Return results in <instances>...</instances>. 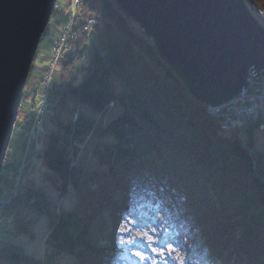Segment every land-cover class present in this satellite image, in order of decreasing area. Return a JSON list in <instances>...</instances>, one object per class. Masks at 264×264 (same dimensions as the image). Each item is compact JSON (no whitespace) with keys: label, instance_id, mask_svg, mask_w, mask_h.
I'll list each match as a JSON object with an SVG mask.
<instances>
[{"label":"trees","instance_id":"obj_1","mask_svg":"<svg viewBox=\"0 0 264 264\" xmlns=\"http://www.w3.org/2000/svg\"><path fill=\"white\" fill-rule=\"evenodd\" d=\"M87 11L101 12L103 19L91 30L79 82L74 58L60 61L47 116L54 127L47 130L39 155L45 181L61 194L73 187L78 203L56 211L44 185H24L7 206L13 226L0 244V259L22 264L30 257L14 241L24 232L33 237L35 223L16 207L15 200L24 198L48 216L46 242L52 254L69 253L78 264H134L138 249L147 264H264V160L244 145L254 148L257 124L247 131V140L238 130L220 134L207 104L192 95L146 32L121 14L117 0H84L82 17ZM51 20L45 34L55 41L66 19ZM45 67L34 59L29 79H40ZM118 80L127 87L122 92L116 89ZM78 101L87 107L77 108ZM113 101L119 110L105 123L88 115L91 109L106 114ZM26 123L17 119L15 130L26 135ZM87 136L85 155L93 156L94 168L74 162ZM10 152L7 157L16 164ZM11 163L5 161L4 167ZM2 179L11 185L4 171ZM107 218L117 228L110 230ZM144 230L147 234L139 237ZM169 245L175 251L167 252V259L152 251Z\"/></svg>","mask_w":264,"mask_h":264},{"label":"water","instance_id":"obj_2","mask_svg":"<svg viewBox=\"0 0 264 264\" xmlns=\"http://www.w3.org/2000/svg\"><path fill=\"white\" fill-rule=\"evenodd\" d=\"M57 1L0 0V175L31 66ZM117 2L204 103L223 104L249 85L251 72L256 78L264 74V25L246 0Z\"/></svg>","mask_w":264,"mask_h":264},{"label":"rangeland","instance_id":"obj_3","mask_svg":"<svg viewBox=\"0 0 264 264\" xmlns=\"http://www.w3.org/2000/svg\"><path fill=\"white\" fill-rule=\"evenodd\" d=\"M70 2H71V0H58L57 1V5H56L57 10H55V12L52 14V20H51L52 22L55 21L56 18L61 17V15L64 17V21L66 18H68L69 3ZM246 2H247L248 7L250 8V10L253 12V14L264 25V0H246ZM83 4H84V1L82 3V7L80 10L81 12L83 10ZM120 10H121L120 11L121 14L124 15V17L129 16V14L121 6H120ZM88 16L90 17V11H87L85 17H88ZM131 19L138 25L139 32H141V31L146 32L139 25V23L137 21H135L133 18H131ZM60 31L61 32H59L58 37H60V35H61L60 33H62V28ZM87 31L90 32V29H88ZM147 36H148V34H147ZM53 41H54L53 37L49 33L43 34L39 48H38L39 55L36 56V58H35L36 64H40L42 66L46 65V67L44 69V73L42 74L40 79L47 72L48 65L50 64V61H51V56L54 53V42L55 41L54 42ZM49 56H50V60H49ZM67 56H70V55H67ZM88 57H89V54H88ZM88 57H87V59H88ZM73 58H74V62H73L72 66L77 68L76 71H78L77 72L78 77L76 79V82H79L81 77H82V73H83V66L82 65L87 61V59L82 58L81 52L76 53V55L73 56ZM81 58H82V60H81ZM61 70H62V66L59 65L57 67L55 81L52 82L53 83V90L51 93L52 99L56 98V91L55 90H56L57 82L60 80ZM30 75H31V71H30V74L28 77L27 85H26V88L24 91V97L22 99V103H21L18 118H17L18 121H20L21 123L22 122L23 123L29 122V118H30V121H32V117H30V116L32 113L31 109H32L33 104H31V103H33L35 101L34 93H36V92H34L33 87L36 85V83L39 79L35 80L33 78L34 80H31V79H29ZM250 78L258 80V82L255 81V83H257V84L255 86H253L254 88L251 91V93H254V94H250V95H252V96H250L251 100L248 99V101L246 103L242 102V106L240 105L242 107V110L252 109V106L256 105L257 102H258V105H261V106H262V104H264V90H263V92L260 91L262 88L260 89V87H259V85L261 84V80L256 78L255 75L253 74V72L250 73L249 80H250ZM53 80H54V78H53ZM126 88L127 87L121 82V80L116 81V89L118 92H122ZM256 95H258V96H256ZM23 101L29 102L28 106L25 110L21 108ZM229 101L230 100L226 101L225 103H227ZM205 104H207V107H206L207 114L212 115L219 120L218 131L222 135L228 136L233 131L238 130V132H237L238 136L243 140H247V138H248L247 131L249 130L251 125L257 124V128H255L254 136H253L254 140H255V146H254V148H250V147H248V148L255 155V158H258V152H261L262 156H263V160H264V123H262L263 122L262 120H254V119H256L255 118L256 116H254V114L247 115L249 117L247 119L242 120L243 123L241 124L242 125L241 128H238V129L232 128V130H229V131L227 130V132H225L222 130L223 129L222 123H220V121L222 120V117H219L216 114L214 115V113L211 112L210 107H208L211 104H208V103H205ZM86 107L87 106L84 103L79 102V101L77 102V108L85 109ZM119 107H120V105L118 103H115V101H113L107 107L108 112L106 114L101 115L100 113H98V111L91 109L88 115L90 117L94 118L96 120V123H98L99 121H101V123H105L111 116L115 115L118 112ZM65 112L67 113V111H65ZM244 114L245 113H242V115H244ZM244 116H246V115H244ZM226 121L232 122V120H229V119H226L225 123H226ZM246 123H247V125L249 124L247 127V131L242 133V131H243L242 129L245 127ZM24 126L27 127L26 135L24 132L21 133L20 130L17 131L14 129V134L12 136V140L10 143L11 147H9V150L13 151V155H15V157H16V159H15L16 164L14 163V159L12 161V158H10L8 156V157H6V163L8 165H10L9 163H11V161H12V163H14V165L11 167H8V168L4 167V169H3L5 174H7V179H8V177L11 179V185H3L2 181H4L5 179L0 180V183H1V185H0V213H1L0 214V244L4 240L9 238L8 236H9L10 230L13 226V224L11 222L12 221L11 219L13 217V213H11V212L8 213V207L7 206L10 205L11 201L19 195V191L24 185H34L35 182L38 184L44 185L43 189L45 191L46 197L51 202L52 208H55L56 211L72 210L76 207V205L78 203V195H77V193L73 187H70L66 194H61L55 188V186L52 183L47 182L44 179L45 178V176H44L45 175L44 174L45 166L43 165L42 159L40 158L39 155L43 149L44 136H45L47 130L54 127L53 121L49 120V119H47L44 123L46 130L44 132L42 131L40 133V137L37 141V143L41 144V147H38L39 144H37V149H36L37 155H34L33 160L30 163H28L27 168L30 167V169L28 170V172H25L23 174V176H22L23 182L21 183V185H16L17 178H15V177L17 175L16 173L18 171V168H19L20 163L22 161V158L24 156V154L22 155V151L23 150L25 151V149L27 148V145H28L31 123L30 124L26 123V124H24ZM89 138H90V136H87L85 142L82 144L81 148L79 149V152L77 153V155H75L74 162L81 161V162H84L86 165H88V167L94 168L96 166V164L94 162L93 156L91 159L90 152L85 155V152L87 151V149H89L88 146L86 145L87 142L89 141ZM9 150H8V153H11ZM8 153H7V155H8ZM21 156H22V158H21ZM84 157H87L89 160H87L85 162L84 160H82V158H84ZM20 158H21V160H20ZM2 190H4L5 192H2ZM7 190H11V192L13 190L14 191L12 194L9 192L10 194L8 193L6 195ZM15 191H17V192H15ZM15 202H16L17 209H19V212L24 214L26 216V219H29L33 223H35L32 225V230H31L33 232V237H30V233H28V232L20 233L14 237L15 238L14 241L18 245H21L24 248L25 252L30 255V257L26 259V263H22V264H37V262H40V261H48L52 264H78V260L76 259V257L69 254V253L56 252L55 254H52L53 250L46 242L48 234H49V219H48L47 215H42L39 213V211H37L33 207L28 206L26 204L24 198H18L15 200ZM107 220L109 221V224H110V230H113V228H117L118 225L115 227L114 226L115 224L112 221H110L108 218H107ZM141 234H147V231L146 230L140 231L139 237L141 236ZM10 236H12V234ZM136 252H140L143 256H145V253L141 249L135 250L133 252L134 255ZM126 256L129 258V261H131L132 255L128 254ZM145 258H146V256H145ZM133 259L135 260L134 264H147L145 259L141 260L136 255L133 257ZM0 264H11V263L9 261H6V260L2 261L0 259Z\"/></svg>","mask_w":264,"mask_h":264},{"label":"built area","instance_id":"obj_4","mask_svg":"<svg viewBox=\"0 0 264 264\" xmlns=\"http://www.w3.org/2000/svg\"><path fill=\"white\" fill-rule=\"evenodd\" d=\"M83 1L84 0H71V2L69 3L68 18H66V22L62 27V33H60V37L55 40L54 53L51 56V61L48 65L47 72L41 79L37 81L36 85L33 87L34 92L36 93H34L35 101L33 102L31 109L32 121L29 133L30 136L27 148L25 149L24 156L16 173V185H21V183L23 182V174L25 172H28V170L30 169V167L27 168L28 163L33 160L34 155H37L36 149L37 144H39L37 143V141L40 137V133L46 130L44 123L47 120V116L52 112L50 108V89L52 86L55 71L60 64V61L63 60L64 57H66L67 55L73 57L78 52L82 53L83 59H87L88 54L90 52L89 41L91 30L94 29L103 19L101 12L90 13V17L88 16L89 18L82 17L80 10ZM88 29H90V32L87 31ZM258 79L261 80V84L259 85V87L260 89L262 88L260 91L263 92L264 74H260ZM255 81L258 82V80L250 78L249 85L243 89V93L241 92L242 94H239L237 97L231 99L229 102L223 103L221 105L208 106L210 107V110L212 113H214V115L216 114L217 116L222 117L220 123H222L223 131L227 132V130H232V128H241V124L243 123L242 120L247 119L249 117L247 115L251 114H254V116H256V119L254 120H262V123H264V104H262L261 106L258 105L257 102L256 105L252 106V109L248 110H242L241 107L242 102L246 103L248 99L251 100L250 96L252 95L250 94H254L251 93V91L254 88L253 86L257 84L255 83ZM242 113H245L244 115L246 116L242 115ZM226 119L232 120L233 123L231 121H226L225 123ZM246 125L242 129V133L247 131V127L249 124L247 126ZM38 147H41V144H39ZM13 191L11 192V190H7L6 195L9 192L12 194Z\"/></svg>","mask_w":264,"mask_h":264},{"label":"snow or ice","instance_id":"obj_5","mask_svg":"<svg viewBox=\"0 0 264 264\" xmlns=\"http://www.w3.org/2000/svg\"><path fill=\"white\" fill-rule=\"evenodd\" d=\"M121 231L123 232V231H125V230H124V229H121ZM149 239L151 240V237H149ZM152 251H153L156 255H158V256H164L165 259H167V255H166V253H167V252H173V251H175V249H174L171 245H169V246L167 247L166 250L163 249V248L157 250L156 248L153 247V248H152ZM135 255L138 256L141 260H144V259H145V256H143L140 252H136ZM156 264H160V262L157 261Z\"/></svg>","mask_w":264,"mask_h":264},{"label":"bare ground","instance_id":"obj_6","mask_svg":"<svg viewBox=\"0 0 264 264\" xmlns=\"http://www.w3.org/2000/svg\"><path fill=\"white\" fill-rule=\"evenodd\" d=\"M242 91H243V90H242ZM242 91H241V92H242ZM241 92H240L239 94H242V93H243V92H242V93H241ZM239 94H238V95H239ZM238 95H237V96H238ZM237 96H235V97H237ZM235 97H233V98H235ZM233 98H232V99H233ZM230 100H231V99H230ZM236 101H238V100H236ZM220 105H221V104H220Z\"/></svg>","mask_w":264,"mask_h":264}]
</instances>
